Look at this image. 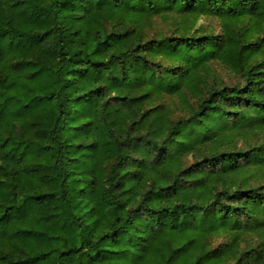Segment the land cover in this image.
<instances>
[{
    "label": "trees",
    "instance_id": "obj_1",
    "mask_svg": "<svg viewBox=\"0 0 264 264\" xmlns=\"http://www.w3.org/2000/svg\"><path fill=\"white\" fill-rule=\"evenodd\" d=\"M0 264H264V0H0Z\"/></svg>",
    "mask_w": 264,
    "mask_h": 264
}]
</instances>
